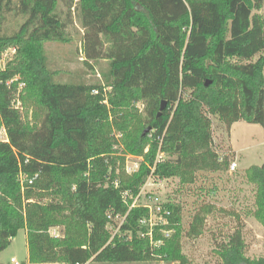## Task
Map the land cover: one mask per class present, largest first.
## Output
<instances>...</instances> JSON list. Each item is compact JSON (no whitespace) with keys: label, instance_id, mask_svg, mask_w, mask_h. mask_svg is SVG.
<instances>
[{"label":"trees","instance_id":"16d2710c","mask_svg":"<svg viewBox=\"0 0 264 264\" xmlns=\"http://www.w3.org/2000/svg\"><path fill=\"white\" fill-rule=\"evenodd\" d=\"M57 3L0 0V129L8 135L0 141V251L26 229L31 263L117 264L159 253L183 261L178 241L154 250L138 237L147 210L130 209L128 196L138 194L152 166L155 176L184 182H193L198 170L222 168L206 112L228 128L244 120L264 129V56L253 61L264 51V15L255 12L264 0H77L87 63L108 60L103 83L90 85L60 82L49 66L46 44L69 40ZM104 39L111 43L106 51ZM10 48L15 54L2 67ZM108 87L109 105L103 102ZM17 93L46 110L40 126L24 121L14 105ZM139 101L146 115L129 132L140 121ZM148 126L151 137L144 134ZM114 128L125 133L127 151L144 155L131 175L117 173L122 157ZM159 149L169 158L157 161ZM247 176L257 185L256 214L264 224V162ZM169 207L179 223L180 207ZM117 214L127 215L123 238L111 241L107 224ZM60 225L63 236H53L50 229ZM245 247L235 231L219 249L223 264H264L247 257Z\"/></svg>","mask_w":264,"mask_h":264},{"label":"rangeland","instance_id":"374dc122","mask_svg":"<svg viewBox=\"0 0 264 264\" xmlns=\"http://www.w3.org/2000/svg\"><path fill=\"white\" fill-rule=\"evenodd\" d=\"M76 2L77 0H58L57 10L67 22L69 40L64 43L46 44L49 66L57 72L56 80L60 82H85L88 85L103 83L102 72L106 70L108 60L101 57L98 60L88 59L87 63L86 29L75 9ZM255 12L264 15V5ZM18 20L21 22L22 18L19 17ZM10 22V26H16L12 19ZM110 44L104 39L103 50L106 51ZM14 54L15 48L5 51L2 54L1 66L4 67ZM261 55L264 56V51L255 55L253 61ZM22 87L23 84L20 85L19 92ZM110 89L109 87L105 89L106 99L103 101L105 104H108ZM97 93V91L92 92V94ZM14 105L21 111L25 122L38 126L42 124L46 115L44 108L34 102H22L18 93ZM135 112L140 121L133 122V127L128 128L129 132L137 131L142 123L141 120H144L146 111L143 101L135 104ZM206 113L212 121V148L222 168L198 170L195 172L193 182H184L180 177L159 178L153 174L154 166H152V172L138 194L128 196L132 200L130 209L139 207L147 210V214L139 219L138 237L148 240L154 250H161L166 245L178 241L184 260L169 261L166 253H159L148 260L117 264H223L219 249L237 230L241 231L245 241L246 256L250 259L264 258V224L256 214L257 185L247 176V170L251 166H260L264 162V129L260 124L244 120L237 121L228 128L217 115ZM148 128L150 127H146L144 131ZM147 133L151 137L153 129L150 128ZM113 134L117 139L114 145L116 154L122 157L118 161L117 173L125 172L131 175L137 172L145 163L144 155L127 151L124 144L126 135L123 131L114 128ZM0 141H8L5 128L0 129ZM148 150L149 147L145 152ZM166 158H169V155L159 149L156 160ZM234 162L237 163V167L232 169ZM26 179L25 175L21 176L22 182ZM49 200L50 198L47 197L43 201ZM169 204L180 207L179 223L171 221L173 211ZM126 216L120 214L110 216L111 221L107 224V228L111 234V241L116 237L123 238L121 224L126 220ZM196 230L200 231L198 235H195ZM64 232L65 228L61 225L50 229V233L55 237L63 236ZM0 252V260L3 264H16L11 258H14L18 264H49L31 263L27 260L26 229L20 230L12 239L10 246ZM86 264L116 263L89 261Z\"/></svg>","mask_w":264,"mask_h":264},{"label":"water","instance_id":"95a60500","mask_svg":"<svg viewBox=\"0 0 264 264\" xmlns=\"http://www.w3.org/2000/svg\"><path fill=\"white\" fill-rule=\"evenodd\" d=\"M206 85H209V82H206ZM165 106H166V101H163L161 104L160 111H159L158 115H160L162 113V111L165 109ZM149 129L150 128L146 129L144 131V134H146L149 131Z\"/></svg>","mask_w":264,"mask_h":264},{"label":"built area","instance_id":"2783aa9c","mask_svg":"<svg viewBox=\"0 0 264 264\" xmlns=\"http://www.w3.org/2000/svg\"><path fill=\"white\" fill-rule=\"evenodd\" d=\"M158 160H160V159H158ZM158 160H157V161H158ZM236 167H237V163L234 162V163L232 164V169H235ZM33 179H34V178L28 179V183L31 184V183L33 182ZM26 180H27V179H26ZM11 261H12V262H15L16 264H18V262L15 261L14 258H12Z\"/></svg>","mask_w":264,"mask_h":264},{"label":"crops","instance_id":"0c3cea01","mask_svg":"<svg viewBox=\"0 0 264 264\" xmlns=\"http://www.w3.org/2000/svg\"><path fill=\"white\" fill-rule=\"evenodd\" d=\"M0 254H1V252H0ZM12 259V258H11ZM27 260H29V251H28V257H27ZM1 261V260H0ZM27 262V261H26ZM1 263H3L2 261H1ZM49 264H55V263H49Z\"/></svg>","mask_w":264,"mask_h":264}]
</instances>
